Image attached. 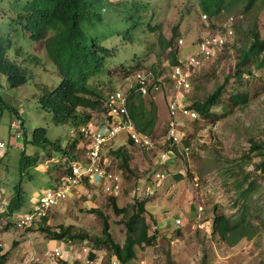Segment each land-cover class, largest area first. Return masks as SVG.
I'll return each mask as SVG.
<instances>
[{"label": "rangeland", "instance_id": "1", "mask_svg": "<svg viewBox=\"0 0 264 264\" xmlns=\"http://www.w3.org/2000/svg\"><path fill=\"white\" fill-rule=\"evenodd\" d=\"M88 2L91 5L82 22L84 32L90 41L113 51V56L105 60L102 75L92 80L98 92L103 94L101 100H106L113 89L131 77L121 76L122 72L125 73L123 66L133 65L129 74L154 68L162 75L170 68V52H179V38L185 40L182 48L184 57L192 52L189 46L192 41L214 33L202 21L204 13H201L198 0ZM243 4L244 0H228L216 21L226 20L230 15H241L242 27L256 26L264 39V3L258 2L248 13H243ZM237 35V47L228 48L223 54H214L194 80L186 102L188 106H192L195 100H204L220 86H224V90L221 104L212 109L210 116L186 120L189 125L185 129L183 143L190 149L186 151L180 147L183 158L179 157L167 165H156L158 152L148 153L134 146L128 142L127 132L121 131L104 151L111 162V169L121 177V194L114 198L93 185L78 188L72 196L47 210L41 219L27 228H19L17 218L39 204L41 192L61 175L66 162L60 161L65 159V155L52 145L39 148L29 143L35 130L45 128L51 144L58 143L62 152L68 151L70 159H82L86 144L81 137L77 140L71 123L57 125L52 115L40 106L39 98L61 81L57 68L44 53V42H33L27 37L18 39L17 44L24 49L10 53L9 58L24 66L28 82L9 88L6 79L0 78V99L12 106V110L0 106V142L4 145V149H0L4 152H0V244L3 246L1 255L7 257L5 264H38L28 263L31 256L41 260L44 252L54 246L64 249L68 264H87L86 260H81L83 247L96 254L94 259L90 258L94 264H112L113 258L121 264L106 247L96 248L90 238L102 236L105 217L114 241L123 246L127 237L126 223L131 215L137 216V220L144 218L150 227L149 234L155 235L157 240L153 246L136 247L135 257L127 264H264V171L256 170L255 163L261 162L262 158L251 150V142L264 143V69H255L253 65L251 76L241 82L235 79L233 74L239 59L237 48L245 42L243 34L238 32ZM161 41L172 45L163 50ZM111 70L116 72L112 76L109 74ZM236 92L247 94L249 103L233 107L229 99ZM175 94V87L166 80L165 87L146 99L147 108L152 101L157 108L156 132L153 135L156 140H161L167 133L169 117L165 99ZM85 112L90 118L84 121L91 122V128L95 129L102 111L94 113L99 114L96 118L94 115L91 117L92 111ZM12 118L17 124L19 118L23 121L18 125L21 137L12 134ZM25 134L27 138H24ZM120 147L129 154V170L122 168L121 158L114 154ZM167 149L169 145L160 151ZM24 153L30 156L31 161L24 165L21 174L20 161ZM35 158L38 160L36 166ZM159 171L165 178L159 183L162 185L153 189L149 186ZM232 172L235 177H231ZM247 175L250 178L244 183L246 187L251 181L256 182L249 204L251 209L249 214H245L248 221L243 225L247 226L243 232L250 238L239 240L236 236L230 243H222L212 232V219L216 214H225L240 222L242 203L235 181L241 182ZM20 183L24 191L22 208L9 214L8 205ZM151 192L153 194H149ZM112 198L119 208L127 209V218L114 212ZM144 202L141 214L138 207ZM177 220H181L180 224ZM67 227H71L76 235L87 234L89 239H76L72 244L65 239L54 240L41 231V228H47L51 232H59Z\"/></svg>", "mask_w": 264, "mask_h": 264}, {"label": "trees", "instance_id": "2", "mask_svg": "<svg viewBox=\"0 0 264 264\" xmlns=\"http://www.w3.org/2000/svg\"><path fill=\"white\" fill-rule=\"evenodd\" d=\"M5 0H0V5ZM10 1V0H7ZM22 4L20 11L16 10L17 15L13 17L11 22L3 26L0 23V78L6 77L7 85L10 88L21 86L28 82L27 70L17 62L8 59V53L12 49L13 33L20 32L21 35L28 34L34 42H44V50L46 56L51 60L57 68L61 82L57 88L44 93L39 98V103L43 111L49 113L53 117V121L57 125L72 123L79 127L90 118L85 110L101 112L106 111L105 101L100 98L103 94L98 92V88L92 84V80L102 75L103 65L107 57L112 56V51L104 48L95 41H90L83 30L82 22L86 16L87 8L91 5L87 0H12L13 3ZM228 0H198L201 13H207L210 18H216L227 6ZM264 3V0H244V12L248 13L257 3ZM93 19L96 18L92 16ZM243 34L245 42L240 48L239 59L235 66L234 77L241 82L245 77L251 76L253 73L252 66L255 69H264V39L261 37L256 26L248 25L245 29L241 23L236 26V36L232 47H237V33ZM163 50L170 48L171 42L160 43ZM231 48V47H229ZM170 63L176 64V53L171 52ZM125 73L121 76L130 75L132 69L122 68ZM154 70V68H152ZM116 72L111 70L110 76ZM118 73V72H117ZM128 73V74H126ZM1 83V79H0ZM224 86H220L213 94L204 100H195L192 108L198 114L206 118L211 115L214 107L221 104L220 98ZM146 99L140 95H132L128 102V112L140 133L154 135L157 125V108L154 102H150V108L146 106ZM230 104L233 107L245 106L249 103V96L244 92H236L230 96ZM6 106L12 110V106L5 104L0 99V106ZM48 132L45 128L35 130L31 143L35 147L47 148V146L56 147L57 151L62 152L60 145L51 144L48 138ZM25 137H27L25 135ZM251 150L262 158L261 162L255 163L256 170L264 171V143L251 142ZM65 156L68 151L62 152ZM114 154L121 158V166L124 170H129V154L123 148H119ZM29 161H31L29 159ZM236 175L232 172L231 177ZM250 178L247 175L241 182L236 183L238 198L241 199L242 210L240 222L231 220L225 214H216L212 219V232L222 243H230V241L239 236L241 238H250L243 229L244 222H247V216L251 209V199L253 192L256 190V182L251 181L245 186L246 180ZM24 191L19 184L15 187V195L12 197L8 212L13 213L22 208V199ZM113 200V210L117 215L128 216L126 208H119L115 199ZM145 202L140 204L139 213L144 212ZM99 216L100 212L94 210ZM103 233L101 237L90 238L96 248L106 247L112 257L119 259L121 264L133 259L136 255L135 248L139 246H153L157 240L155 235H150V227L142 218L137 220V216H129L127 225V237L123 246L117 244L110 233V226L107 218H103ZM41 231L48 234L54 240L61 241L65 239L67 243H72L76 239L86 241L89 239L87 234L76 235L72 232L71 227L62 228L61 231L51 232L47 228H41ZM72 241V242H71ZM2 248L0 246V264H5L7 257L1 255ZM96 254H90V258L94 259Z\"/></svg>", "mask_w": 264, "mask_h": 264}, {"label": "built area", "instance_id": "3", "mask_svg": "<svg viewBox=\"0 0 264 264\" xmlns=\"http://www.w3.org/2000/svg\"><path fill=\"white\" fill-rule=\"evenodd\" d=\"M207 20V15H203ZM236 18L229 17L219 24L218 29L213 34L196 39L192 46L194 51L185 57L178 58L177 64L169 66V70L159 75L152 69L138 70L127 79L124 84L111 92L105 101L106 111H102L101 118L96 123V128H91L90 124L80 128L82 138H84L85 156L71 164V171L66 173L59 185L51 190L42 192L39 197V204L30 212L17 218L19 228L30 227L34 222L41 219L45 212L58 205L72 192L84 183L93 185L109 196H117L122 192V180L119 174L111 169V162L105 156V148L110 142L115 140L121 131H126L129 141L134 146L144 149L146 152H158L156 165L168 164L169 162L183 158L180 147L188 151L189 146L184 145L186 120L194 121L198 119V112L186 104L189 93L193 89L195 78L200 70L207 64V60L214 54L223 53L226 46L234 36L233 26ZM184 44L183 39H179L178 45ZM166 80L173 84L176 94L165 99L167 114V133L161 140L154 139L153 135L140 133L128 112V102L132 95H140L143 98H150L160 91L162 86H166ZM127 83V84H126ZM95 124V123H94ZM169 145V149L160 151L161 148ZM165 178L162 171L156 174L151 186L153 189L159 187L160 181ZM153 194V192L149 193ZM180 224L181 220H177ZM81 260H86L87 264L95 262L89 258L90 250L81 249ZM99 261V259H97ZM39 264H64L67 262L65 251L61 246H55L43 254L39 260L32 256L28 263ZM112 264L117 263L112 259Z\"/></svg>", "mask_w": 264, "mask_h": 264}, {"label": "clouds", "instance_id": "4", "mask_svg": "<svg viewBox=\"0 0 264 264\" xmlns=\"http://www.w3.org/2000/svg\"><path fill=\"white\" fill-rule=\"evenodd\" d=\"M11 2H12V0H10V1H7V0H5L1 5H0V12L2 13V18H0V23L3 25V26H5L7 23H9V22H11V20L13 19V17L14 16H16L17 15V13H16V10L17 11H20V4H18L17 5V3L15 2V3H13V4H11ZM203 15H207V20H204L203 19ZM202 16H201V18H202V21H203V23L204 24H207L208 25V27H210V28H212L213 30H214V32H216L217 31V29H218V26H219V24H221L222 22H224L225 21V19L224 20H219V21H216V18H210L209 17V15L207 14V13H204ZM231 16H234V15H230L229 17H231ZM228 17V18H229ZM235 18H236V20L237 21H235V24H234V26H233V29H234V36L232 37V39H235V36H236V26L237 25H239L240 23H241V20H243V16H241V15H235L234 16ZM240 17L242 18L240 21H239V19H240ZM228 18H226V20L228 19ZM6 22V23H5ZM154 29V28H153ZM208 34H213V32H210V33H208ZM206 36V35H205ZM24 37H27V38H29V40H30V37H29V35L28 34H25V35H21V33L20 32H18V33H13L12 34V36H11V39H12V42H13V45H12V49L10 50V52L8 53V59L9 60H11V61H13V62H17L19 65H21V66H23L21 63H19L16 59L14 60H12V59H10L9 58V54L11 53V54H13V52H18V51H21V50H23L24 48H23V46L21 45V44H17V40L18 39H21V38H24ZM204 37V36H203ZM200 38H202L201 36H200ZM199 38V39H200ZM179 39H183V38H179ZM179 39H178V41H179ZM196 39H198V38H196ZM195 39V40H196ZM231 39V40H232ZM184 40V39H183ZM194 40V41H195ZM230 40V41H231ZM33 41V40H32ZM194 41H192L191 43H190V47L192 48V51H194V47L192 46V43L194 42ZM23 42H25L24 40H23ZM34 42V41H33ZM37 43H40V42H37ZM234 43V40H233V42L230 44V43H228V45L226 46V48H225V50H224V52L223 53H225L226 51H227V49L229 48V47H232V44ZM185 45V40H184V44H183V46ZM17 46V47H16ZM183 46H177V49H179V52L178 51H175V53H176V61L178 60V58H181V57H183L182 56V48H183ZM171 52H173V51H171ZM171 52H170V54H171ZM45 53V52H44ZM222 53V54H223ZM190 54V53H189ZM188 53H187V55H189ZM186 55V56H187ZM112 56H113V51H112ZM47 57V56H46ZM185 57V56H184ZM47 59H49L48 57H47ZM50 60V59H49ZM170 60V59H169ZM51 61V60H50ZM177 64V63H176ZM172 65H175V64H171L170 62H169V66H172ZM24 67V66H23ZM132 67H133V65L132 66H128V67H125V66H123L122 68H125L126 70L128 69H132ZM25 69V68H24ZM26 70V69H25ZM140 70H143V69H140ZM153 70V69H152ZM138 71V70H137ZM136 71V72H137ZM154 71H156L157 72V70H154ZM135 72V73H136ZM59 73V72H58ZM135 73H133V74H130V75H128V76H132V75H134ZM126 74H128V73H126ZM101 75V74H100ZM59 76H60V74H59ZM99 76V75H98ZM4 79H6V77H4V76H2ZM97 77V76H96ZM95 77V78H96ZM27 78H28V73H27ZM60 78V77H59ZM126 78V77H125ZM1 81H2V79H1ZM6 81H7V79H6ZM61 82V81H60ZM7 84V83H6ZM26 84V83H25ZM60 84V83H59ZM59 86V85H58ZM57 86V87H58ZM121 86V85H120ZM119 86V87H120ZM9 87V86H8ZM56 87V88H57ZM119 87H117V88H119ZM10 88V87H9ZM117 88H115V89H117ZM55 88H53L52 90H54ZM115 89H113L111 92H113V91H115ZM52 90H50V91H52ZM48 92V91H47ZM110 92V93H111ZM109 93V94H110ZM108 94V95H109ZM107 95V96H108ZM107 98V97H106ZM165 104H166V102H165ZM11 106V105H10ZM191 108H192V106H190ZM193 109V108H192ZM195 110V109H194ZM93 113L91 114V117H92V115H94V113H96V112H94V111H92ZM99 114H96V115H94V117L96 118L97 116H98ZM200 116V115H199ZM14 120H15V118H12L11 119V124H10V128H13V135L15 136H20V131H21V127L20 126H18L19 125V123H21L20 125H22V123H23V121H22V119H20L19 118V121H18V124L16 123V122H14ZM89 124H91V122H87V123H84V124H82L81 126H79V127H76V126H74V125H72V123H71V125L75 128V130L74 131H72V133L73 134H76L77 135V140L79 139V137H81L82 138V135H81V133H80V128L81 127H83V126H87V125H89ZM64 125V124H63ZM143 134V133H142ZM26 136H27V134H25ZM24 135V136H25ZM21 137V136H20ZM24 138H27V137H24ZM33 139V138H32ZM83 140H84V138H82ZM58 144V143H57ZM122 147V146H121ZM53 148L57 151V149H56V147H54L53 146ZM60 148H61V150H62V147L60 146ZM0 149H4V145H3V143H1L0 142ZM1 152V151H0ZM2 153H4V152H1V154ZM85 153H86V150H85ZM60 154H62V152H60ZM84 156H85V154H84ZM83 156V157H84ZM65 157V159H60V161H62V160H65L66 162H65V168L63 169V171L61 172V175L57 178V176L53 179V180H55V181H53L52 180V184L49 186V188L47 187V189H44L43 191H46V190H51L52 188H55V187H57L58 185H59V182L61 181V179L63 178V177H65V175H66V173H68V172H70L71 171V164L73 163V162H75V161H78V160H80V159H70L67 155L66 156H64ZM82 157V158H83ZM29 159H30V156H28V155H26V153H24L23 155H22V158H21V161H20V173L21 174H23V167H24V165H26L27 163H29L30 161H29ZM60 161H57V163H59ZM34 166H36L37 165V163H38V160L35 158V160H34ZM170 163H174L173 161H171V162H169L168 164H170ZM57 178V179H56ZM20 185H21V183H20ZM84 185L85 186H80L79 188H85L86 186H91V185H89V184H87V183H84ZM21 187H22V185H21ZM78 189V188H77ZM76 189V190H77ZM75 190V191H76ZM42 191V192H43ZM42 192H41V194H40V196L39 197H41V195H42ZM73 193H75V192H72L70 195H68V196H72V194ZM118 196V195H117ZM114 197V196H113ZM116 197V196H115ZM114 197V198H115ZM68 198V197H67ZM31 211V210H30ZM29 211V212H30ZM28 213V212H27ZM26 214V213H25ZM44 217H46V216H44ZM16 224H17V220H16ZM27 228V227H26ZM72 242V241H71ZM72 244H73V242H72ZM55 247V246H54ZM54 247H51V248H49V249H52V248H54ZM48 249V250H49ZM47 251V250H46ZM45 251V252H46ZM44 252V253H45ZM90 254H92L91 252L89 253V258H90ZM32 256H34L35 257V255H32ZM31 256V257H32ZM97 259H99L98 257H97ZM39 264V263H38ZM64 264H68V262H65Z\"/></svg>", "mask_w": 264, "mask_h": 264}, {"label": "crops", "instance_id": "5", "mask_svg": "<svg viewBox=\"0 0 264 264\" xmlns=\"http://www.w3.org/2000/svg\"><path fill=\"white\" fill-rule=\"evenodd\" d=\"M1 248H3L2 243L0 244ZM5 249V248H4Z\"/></svg>", "mask_w": 264, "mask_h": 264}]
</instances>
